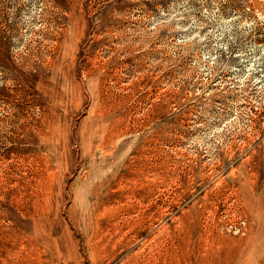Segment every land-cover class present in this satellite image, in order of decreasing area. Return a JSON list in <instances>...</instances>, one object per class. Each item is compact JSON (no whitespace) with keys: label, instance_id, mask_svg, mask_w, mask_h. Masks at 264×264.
<instances>
[{"label":"rangeland","instance_id":"rangeland-1","mask_svg":"<svg viewBox=\"0 0 264 264\" xmlns=\"http://www.w3.org/2000/svg\"><path fill=\"white\" fill-rule=\"evenodd\" d=\"M0 264H264V0H0Z\"/></svg>","mask_w":264,"mask_h":264}]
</instances>
